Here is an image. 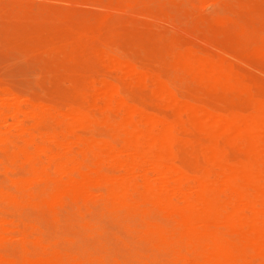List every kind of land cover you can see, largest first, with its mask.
Instances as JSON below:
<instances>
[{
  "label": "bare ground",
  "instance_id": "6f19581e",
  "mask_svg": "<svg viewBox=\"0 0 264 264\" xmlns=\"http://www.w3.org/2000/svg\"><path fill=\"white\" fill-rule=\"evenodd\" d=\"M229 2L200 21L264 60V0ZM132 30L56 13L12 39L47 76L0 79V264H264V89Z\"/></svg>",
  "mask_w": 264,
  "mask_h": 264
},
{
  "label": "rangeland",
  "instance_id": "374dc122",
  "mask_svg": "<svg viewBox=\"0 0 264 264\" xmlns=\"http://www.w3.org/2000/svg\"><path fill=\"white\" fill-rule=\"evenodd\" d=\"M118 1L0 0V79L10 82L22 95L44 92L42 80L47 76L45 61L13 45L12 39L20 31H26L28 35L35 20L48 15L52 18L54 14L61 13L76 20L86 17L97 21L105 17L111 26L122 31L131 32L136 29L162 35L179 42L187 49L213 55L228 63L234 69L235 79L242 86L253 85L254 94L258 95L261 93L259 89H264V60L227 45L222 36L200 21V18L205 17L227 16L229 0L225 1V5L176 0L135 7L122 5ZM197 97L202 102L216 103L215 98L204 94ZM232 104L239 105L237 101H232ZM139 105L148 111L151 109L143 102H139ZM177 153L181 163H185V159L188 160L191 156V152H184L180 148H177Z\"/></svg>",
  "mask_w": 264,
  "mask_h": 264
}]
</instances>
